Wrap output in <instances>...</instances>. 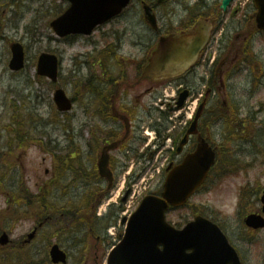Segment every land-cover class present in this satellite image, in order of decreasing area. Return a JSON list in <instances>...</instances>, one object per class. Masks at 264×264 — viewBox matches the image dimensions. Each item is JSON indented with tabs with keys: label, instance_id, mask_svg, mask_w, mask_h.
Segmentation results:
<instances>
[{
	"label": "rangeland",
	"instance_id": "rangeland-1",
	"mask_svg": "<svg viewBox=\"0 0 264 264\" xmlns=\"http://www.w3.org/2000/svg\"><path fill=\"white\" fill-rule=\"evenodd\" d=\"M173 6L176 4L162 8L159 14ZM66 8V5L54 3L53 0H0V153H5L0 157V220L11 231V239L18 242L46 218L53 219L47 221L34 243L25 249L19 246L11 249L5 258L0 257V264H51L50 243H59L69 252L70 264H100L99 256L103 250L97 248L102 241L97 244L87 232L86 218L90 213L89 203L92 201L90 197L99 189L100 184L89 171L92 168L87 142L90 119L87 115L88 92L84 88L89 76V66L96 63L99 55L94 51L91 56L78 57L76 61L86 63L76 66L75 72L69 74L73 71L75 53H86L90 46L81 42L68 47L58 42L50 22ZM249 8L250 6L247 7ZM179 15L183 16L177 7L173 20L180 19ZM138 20L139 14L132 12L122 21L112 25L108 35H117L125 29L129 34L140 35L147 42L149 37L146 34L152 33L145 29L144 24L141 28ZM164 21L169 22L168 13ZM98 38L101 45H105L104 35ZM14 42L21 43L26 51V67L19 73L9 69L10 46ZM251 43L254 48L256 46V49L262 50L259 56L264 69V40L261 45L259 42ZM58 51H66L63 54L66 75L63 84L67 87V92L76 94L78 101L74 112L67 114L69 117L62 118L60 115V119L65 121L71 130H65L62 122L57 126L58 111L53 101L55 87L50 81L37 76L38 56L43 52L57 54ZM142 53L143 51H140L131 55L125 45L119 57L139 58ZM248 73L249 70H244L241 77L226 78L227 93H233L237 97L244 96L246 100L251 90L248 88ZM263 74L264 72L255 71L251 73V78ZM261 83L264 84V78ZM79 85L80 93L77 92ZM260 95L264 96V85L262 91L256 93V96ZM235 104L237 103L234 102ZM242 119L248 120L243 134H228L223 138V124L226 123L220 119L216 120L214 116H205L206 135L211 143L219 147V161L204 189L193 198L187 208L170 212L168 220L175 223L183 221L184 224L191 221L196 212L207 214L222 224L233 244L240 250L245 264H264V231L255 235L240 221L241 215L243 221L249 212H255L261 207L258 200L264 192V116L260 117L261 120L245 117ZM230 121L232 125L235 124V120ZM67 134H75L78 148L70 144L66 138ZM24 139L27 140L26 146L18 149L17 146L22 144ZM59 145H64L65 149L68 145L67 153L76 151L77 158L71 161L69 154L64 153V156H61ZM134 157L135 155L127 169L119 173L114 191L103 202V210L110 200L112 203L119 202L118 191L124 181H128V172L132 167L131 175L134 172L139 174L144 166L145 171L141 175L149 172L152 174L145 195L156 192L162 186L165 178L162 162L156 163V157L151 161L146 156V162L140 164ZM165 165L167 166V163ZM47 169L49 174L45 172ZM21 177L29 188L25 195L21 190ZM42 185L52 190L50 195L40 188ZM246 185L248 186L244 190L245 197L238 219L234 213L235 203L239 198V189ZM142 190L144 191V188ZM13 191H16L14 195L6 196L8 192ZM36 193L40 195L35 196ZM135 201L136 208L140 198L135 200L134 197L132 202ZM71 203L78 205L77 211L72 214L73 218L68 217L64 222L57 223L56 220L63 217L59 210L71 211ZM216 209L226 212L231 219H225L222 215L219 217ZM113 210L116 212L118 207ZM108 223L109 221L103 219H95L96 235L103 237ZM121 228H112L115 236L110 234V230L106 235L117 239ZM105 247L108 248V245ZM96 251L98 258L95 260Z\"/></svg>",
	"mask_w": 264,
	"mask_h": 264
},
{
	"label": "water",
	"instance_id": "water-1",
	"mask_svg": "<svg viewBox=\"0 0 264 264\" xmlns=\"http://www.w3.org/2000/svg\"><path fill=\"white\" fill-rule=\"evenodd\" d=\"M72 7L62 17L56 20L52 26L56 33L65 36L70 33H90L97 23L113 15L114 11L127 5L128 0H69ZM169 0H159L164 3ZM231 0H225L222 9H226ZM260 10L258 22L264 29V0H255ZM147 15L149 9L147 8ZM154 15L149 16L150 23L155 24ZM209 22L201 23L198 30L175 38L173 36L162 38L153 53L150 65L146 70L145 77H157L163 80L171 76L179 75L187 70L197 58L199 51L208 42L210 37ZM13 60L11 68L18 70L23 67L24 52L20 44L12 47ZM39 74L46 75L52 80L57 79V59L54 56L44 54L39 59ZM55 101L60 110H68L71 107L62 91L55 95ZM195 128L189 131L194 132ZM215 153L203 140L197 151L189 156L182 166L176 168L169 176L165 184V200H156L158 209L162 214L168 204L179 206L194 193L205 180L207 173L214 164ZM100 173L108 174V160H103ZM248 220V224H249ZM58 254L57 248L53 255ZM172 254L159 252L156 246L151 245L139 230L132 229L123 244L112 255L110 264H172ZM63 260L62 256L55 255V261Z\"/></svg>",
	"mask_w": 264,
	"mask_h": 264
},
{
	"label": "flooded vegetation",
	"instance_id": "flooded-vegetation-1",
	"mask_svg": "<svg viewBox=\"0 0 264 264\" xmlns=\"http://www.w3.org/2000/svg\"><path fill=\"white\" fill-rule=\"evenodd\" d=\"M205 10L206 5L204 4L202 7V11L206 12ZM216 15L217 17H213L215 19L214 32L216 33L219 28L221 29V36L219 37L216 49L218 51V54L220 55L219 59H221V62L224 59H227L226 64L220 72V78H215L214 80L215 85L220 83V85L217 87V91L219 93H222L223 88L225 87V72H228L230 69L232 70L233 66L237 68L239 66V62H241V65H246L248 67V70H250V68L253 66L260 70L261 63L258 61L259 56L256 55L250 41L257 35H261L264 37V32L259 31L256 27L253 7H250L243 13H239V11L237 10L236 16L229 17L228 20H224L226 17V13H222L219 11ZM161 20H163V17H160L158 19V21ZM171 24L172 28H176V25L172 21ZM179 25L180 23L178 24V26ZM155 32V35L157 34L158 36L160 33L164 32V28H162L160 32ZM232 37L233 41H231ZM246 45L247 50L245 49ZM123 61L124 60H122L121 62ZM143 62L144 60L139 65V70L142 68ZM223 64L224 63L222 62L221 65ZM115 65V74L112 70L111 65H108L106 69L101 73L100 71L95 70L92 72V80H89L90 95L94 101L100 99L104 101L103 115L106 117L105 119H108L106 121L108 126L106 129L107 131L105 132L106 139L104 142H108L114 138L120 137L121 133L124 131L123 125L120 123V121L118 119L112 118L110 111L106 112L108 107L112 105L111 101L114 98L115 100L113 101V104L117 103L118 110L132 121V133L130 138L131 142H134L139 137L137 135L138 132H143L144 129H153L154 127H157L158 124L152 120L153 109H155L153 106L145 109L147 115H149L150 117V120L147 119L143 121L142 119H140V115L143 110L142 104L144 98H149L150 101H153L158 98L159 93L157 88L155 89V87H152L147 83L145 86V90H142V85H140L137 87L129 88L123 87L118 91V83L120 79H125L131 74L132 70H126L127 66L123 63H118ZM242 70L244 71L245 69ZM116 75L117 77L114 78ZM174 82V84L180 88L185 87L189 91L190 96L194 97L197 92H201L200 86L202 84L205 85L206 78L201 76V74H198L196 70H192L186 76L181 79H177ZM217 97L218 99H221V96H218L216 95V93H214L213 99H216ZM168 105L171 106V103H168ZM94 111L96 114V118H101V113L103 112L102 108H100V110L96 109ZM261 112L262 111L260 109L257 110V113L260 114ZM180 132H183V129H180Z\"/></svg>",
	"mask_w": 264,
	"mask_h": 264
}]
</instances>
